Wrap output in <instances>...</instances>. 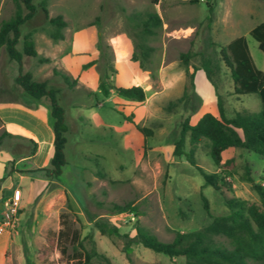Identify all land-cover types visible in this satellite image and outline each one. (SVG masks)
Here are the masks:
<instances>
[{"label": "rangeland", "instance_id": "1", "mask_svg": "<svg viewBox=\"0 0 264 264\" xmlns=\"http://www.w3.org/2000/svg\"><path fill=\"white\" fill-rule=\"evenodd\" d=\"M31 1L36 8L20 26L16 47L27 34L37 54H23L20 71H28L36 80L45 79L56 89L66 126L65 162L57 178L46 175L42 167L47 166L44 156L50 155L51 142L43 141L41 159L37 154L17 161L36 149L25 134L29 129L21 124L33 125L34 118L9 114L23 133L0 137L1 202L11 201L14 188L20 190L12 223L0 232V263L38 264L34 256L36 248L46 243L45 235L63 228L80 237L89 233L95 247L115 264H180L182 257H168L134 241L128 260L108 235L93 226L92 219L107 220L129 236L137 221L159 239L170 240L175 230L199 227L207 221L200 194L210 214L228 211L218 191L203 184V177L184 155L172 153L173 142L184 119L192 123L203 111L216 114L217 93L227 116L259 109V99L254 92H233L228 68L221 60L213 76L215 88L198 68L194 87L187 86V95L178 97L188 84L190 64L198 65L200 57L212 51L218 56L217 44L236 35L245 37L255 66L263 67L264 54L249 29L264 20V0H208L213 3L209 25L205 23L207 0H44L45 16L59 14L65 21L58 39L49 36L51 26L40 9L41 0ZM14 11V0H0V21ZM149 11L160 18L153 34L141 32V20ZM183 51L191 53L187 64L179 57ZM17 68L0 45V103L46 104V98L34 99L15 83ZM54 69L75 78V83L67 86ZM100 80L122 86L138 84L145 97L137 101L111 89L104 96L98 88ZM42 107L48 113V105ZM133 123L149 131H139ZM3 129L0 122V133ZM189 147L186 133L183 149ZM192 155L204 171L225 174L230 195L244 204L263 206L244 172L264 188V157L242 147H227L214 163L205 138L194 144ZM127 201L135 211H110L111 202ZM1 207L3 221L6 209ZM214 238L226 241L221 235ZM63 242V253L59 243L48 246L41 262L87 264L71 259L67 238Z\"/></svg>", "mask_w": 264, "mask_h": 264}, {"label": "trees", "instance_id": "2", "mask_svg": "<svg viewBox=\"0 0 264 264\" xmlns=\"http://www.w3.org/2000/svg\"><path fill=\"white\" fill-rule=\"evenodd\" d=\"M156 2L157 0H150ZM15 11L12 16L0 21V45L3 46L9 59L18 64V73L14 81L21 90L34 99L46 98L48 105L47 123L51 130V152L47 160V166L42 167L45 174L54 178L58 177L61 166L65 162L63 147L65 142L64 132L66 126L63 122V109L56 99V89L49 87L47 81L33 79L28 71H20V62L23 54L36 56L33 47V40L27 35L21 36L20 47H16L19 39L20 26L29 19L36 8L31 0H14ZM22 6L26 9L22 12ZM40 9L45 16L44 0L39 2ZM206 14L205 23L209 25L212 17L213 3L205 2ZM46 17V16H45ZM50 24L49 36L52 39L62 37L61 28L65 21L59 14L46 17ZM160 23L158 14L154 11L146 13L141 20V32L147 34L155 33V27ZM249 33L256 40L257 47L264 54V20L255 23ZM210 44L214 42L209 41ZM217 55L200 57L198 65L190 64V71H187L188 84L184 86L183 92L178 99H183L188 93L187 86L194 87L195 70L202 69L206 79L214 86L213 76L219 69V60L223 61L228 68L232 81L234 93H256L260 107L255 111H236L233 115L227 116L220 95L216 94V114L210 111H203L194 122L184 119L180 123L178 137L173 142L172 153L183 154L185 159L196 168L203 177V184L211 185L218 191L228 211L223 214L212 215L208 212L207 200L200 194L201 206L207 215V221L199 227L184 230H175L170 240H161L154 233L150 232L137 221L134 224V234L129 236L125 232H119L115 224L107 220L92 219L93 226L110 237L117 247L124 252L130 260L131 242H137L160 252L168 257L180 256V264H264V188L254 181L253 177L244 172V178L249 181L251 187L258 193L259 200L263 206L254 202L244 204L240 199L227 192V180L225 174L218 172H206L195 163L192 155V148L201 138L207 140L208 155L214 163L219 162L220 152L227 147H242L264 157V64L262 68L255 66L243 35H236L223 44H217ZM191 53L183 51L179 57L183 64H187ZM38 60L44 57L37 56ZM59 74L67 86L75 83V78H70L63 72L53 70ZM98 88L102 95L107 96L109 89L118 95L132 98L137 101L144 99L143 88L138 84L122 86L108 81L100 80ZM132 122V120L129 119ZM139 131L145 130L137 123H133ZM187 133L190 147L183 149L184 136ZM10 135L3 130L0 137ZM32 147L36 142L29 138ZM247 170V168H246ZM111 212L135 211L130 202H111ZM221 235L226 241H221L214 236ZM67 238L71 247L69 257L77 263L87 264H115L103 251L95 247L90 234L79 236L72 230L69 234L58 228L56 232L51 231L45 235V244L36 248L34 259L41 262L48 246L60 244L59 251H65L66 244L62 242ZM117 238V239H115ZM64 243V242H63ZM21 264H28L27 262Z\"/></svg>", "mask_w": 264, "mask_h": 264}, {"label": "crops", "instance_id": "3", "mask_svg": "<svg viewBox=\"0 0 264 264\" xmlns=\"http://www.w3.org/2000/svg\"><path fill=\"white\" fill-rule=\"evenodd\" d=\"M43 105H46L44 103H39L37 102L36 104H33L32 106H28V105H24V104H20V103H13V102H1L0 103V122H1V127H3L5 131H7L10 134H17V133H23L22 131H20L19 129L16 128V126L20 127V123H17L16 121H13V119L11 118V116H9L10 113L15 112V113H19L21 115L24 116H32L34 118V124H30V123H26V125H24L23 123H21L23 126H25L26 128L29 129V131L25 134L28 135L30 138H32L35 142H36V149L34 151L33 154L31 155H23L20 156L17 161H22L25 160L27 158H30L34 155H37V159H39L41 156L45 155H40L39 153V148H40V144L41 142H51V133L50 131H48V123H47V112L45 110L44 107H42ZM9 109L13 110V111H8ZM33 123V122H32ZM12 127H15L14 129H11ZM36 128V129H35ZM35 131V132H34ZM18 134V135H19ZM42 135V136H40ZM48 152L46 153V155L44 156V160L47 161L48 160ZM41 159V158H40ZM33 161V160H32ZM17 188V187H16ZM20 190V188H18ZM3 191L2 185L0 184V195L1 192ZM2 206V202H1V198H0V208ZM4 256V255H3ZM5 259V257H4ZM4 260H2L3 262ZM2 262L0 264H2Z\"/></svg>", "mask_w": 264, "mask_h": 264}, {"label": "built area", "instance_id": "4", "mask_svg": "<svg viewBox=\"0 0 264 264\" xmlns=\"http://www.w3.org/2000/svg\"><path fill=\"white\" fill-rule=\"evenodd\" d=\"M19 197V189L14 188L12 191V196H11V201L9 202L8 200L4 199L2 201V204L5 207L6 211V218L3 221H0V232L4 230V227L6 225H9L12 223V214L16 212V206L15 202L17 201ZM132 217V216H131Z\"/></svg>", "mask_w": 264, "mask_h": 264}]
</instances>
